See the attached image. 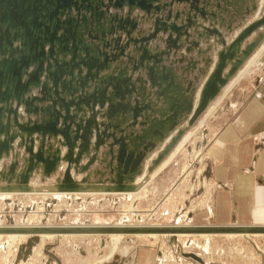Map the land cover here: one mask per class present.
I'll return each mask as SVG.
<instances>
[{
    "label": "water",
    "instance_id": "water-1",
    "mask_svg": "<svg viewBox=\"0 0 264 264\" xmlns=\"http://www.w3.org/2000/svg\"><path fill=\"white\" fill-rule=\"evenodd\" d=\"M191 1L199 2L198 0H0V161L12 155L15 158L8 171L0 170V182L7 183L4 186L0 185V193L34 191L29 185V180L36 169L41 171L43 180L56 172L62 160L61 151L50 144L48 146L53 152L45 156L48 140H54L68 147L69 152L64 162L69 164H78L82 156L90 155L92 150L98 153L104 139L98 135L95 146L91 144L94 130L100 131V127L95 123V115L100 113L97 107L101 109L107 107L105 116L109 121L113 120V123L119 118L118 116L126 117L130 113L134 121H137L141 112L148 109L152 110V114L157 112L161 119L152 121L149 130L140 135L141 141L134 144L130 156L127 158L125 155L122 156L120 150V155L116 156L117 164L112 167L115 172L111 180L112 185L83 186L73 180L68 171L65 180L51 191L71 194L86 192L120 194L135 191L137 188L135 182L143 173L142 164L147 153L165 139L172 137L186 118L189 119V125L193 124L264 42V31L258 32L253 42L242 48L244 42L254 32L264 28L263 14L261 19L254 21L238 34L229 46L221 40L223 49L217 53V60L210 72L208 68L213 60L211 58L206 60V68L202 75L207 77L200 88L199 97L196 88L191 95L184 96L183 87L179 83L170 87L172 73L168 67L162 65V58L153 57V65L150 62L145 63L152 57L149 54V43L158 39L160 34L168 35L166 43L170 52L172 49L178 51L180 47L177 43L182 40V36H190L189 29L193 25L190 19L193 17V11L207 14L206 11L201 10V6L192 5ZM216 2L218 8L231 7L237 12L236 15L243 19L245 13L249 15L250 11L254 12L258 6L260 7L261 0H205L204 4L207 6ZM186 3L190 4L189 7L183 6L173 14L175 4L179 6ZM246 6L247 10L244 11ZM140 13L143 15L141 16ZM182 17L184 19L179 26L178 20ZM148 24L151 25L149 30L143 31L142 26ZM130 45H133L134 52L139 54L141 63L139 67L146 72L151 88L158 89L154 93L159 100L163 94V103L167 105L164 109L156 110L153 104L149 103V106H137L140 108V113L133 110L136 107L131 105V101L136 97L134 87L137 86L122 63L113 64L121 61V55H124V51ZM229 66L228 73L224 74V70ZM139 81L143 84L147 83L146 80L139 79ZM165 84L167 87L164 86ZM35 91L38 94L34 93ZM140 91L137 95L143 94V91ZM150 95H146L149 102ZM136 102L140 104L137 99ZM21 108L28 116L25 122L21 121L24 116L20 114ZM86 112L89 113L90 118L86 120L85 125L84 118L81 119L79 115L83 114L85 117ZM183 133L184 130H178L176 136L171 138L170 145L153 161V166L148 168V172H152L159 165ZM35 137L40 142L37 153L34 152ZM16 142L19 148H24L30 155L20 173L16 172L18 166V154L14 147ZM76 149L79 150L76 154L77 158L74 156ZM136 152L137 158L134 159ZM96 157H91L92 161H95ZM183 231L198 234L264 235V226L216 225L180 229L8 227L1 228L0 234L24 233L36 236L71 232L109 235L121 232L166 234ZM38 242L37 237L27 244L26 250V247H22L23 251L27 255L30 254L31 248Z\"/></svg>",
    "mask_w": 264,
    "mask_h": 264
},
{
    "label": "rangeland",
    "instance_id": "rangeland-1",
    "mask_svg": "<svg viewBox=\"0 0 264 264\" xmlns=\"http://www.w3.org/2000/svg\"><path fill=\"white\" fill-rule=\"evenodd\" d=\"M198 1H191V3L194 6L196 4L201 6V10L206 11L207 14L193 11V17L190 19L193 21V25L189 29L190 36H182V40L177 43L180 49L178 51L172 49L170 52L166 43L168 35L160 34L158 39L149 43V54L152 57L145 63L150 62L153 65V57L162 58V65L168 67L172 73L170 87L175 86V83H179L183 87V95L186 97L191 95L194 88L199 90L204 84L207 76L202 75V72L206 68L208 58L213 60L210 63L208 72L214 68L217 53L223 49V45L220 43L221 40L229 46L238 34L254 21L261 19L264 14L263 0L260 2L262 6H258L254 12L250 11L249 15L245 13L243 19L238 17L237 12L231 7L226 6L221 9L218 8V2L205 6V0ZM189 5L187 3L179 6L175 4L172 12L174 14L178 9H182L183 6L189 7ZM247 6L244 11L247 10ZM226 8L227 10H225ZM140 15L143 14L140 13ZM184 17L178 20L179 26ZM142 27L143 31H148L151 25H143ZM263 31L264 28H260L257 32H254L244 42L242 48L252 43L258 32ZM262 44L260 47L264 46ZM256 52L254 56L257 54ZM262 58L264 59V54ZM120 59L121 61L113 64L122 63L128 70L131 80L137 86L134 87L136 97H133L131 101V105L136 107L133 110L140 113V108L137 106H149V103H152L156 110L167 107L163 103V94L159 100L154 93L158 89L151 88V82L146 72L139 67L141 64L139 54L134 52L133 45L126 48ZM251 59L244 64L234 80L241 74V71H244ZM229 69L230 66L224 70V74L228 73ZM263 76L264 63L262 66L256 67L250 76H245L246 78L244 77L245 79L233 89L229 96H225L226 99L219 104L220 106L216 107L217 109L210 115L211 117L206 118L211 111L210 109L216 106L218 98L225 92L224 90L229 84L222 89L217 98L193 124L189 125V119L186 118L178 126L177 131L172 134L176 136L178 130H184L181 138L163 159L164 161L162 160L163 162L159 163L160 166L149 173L147 172L148 167L153 166V160L158 158L159 154L170 145L171 141L168 145H165V139L155 146L150 153H147L142 164L144 175L142 173V177H140L141 175L138 176L135 182L136 191L126 194L120 193V195L88 193L92 196H84L83 194L75 197L78 200L68 201L59 197L60 195L56 192L51 191L56 189L61 181L65 180L68 171L71 178L83 186L112 185L111 180H113L115 173L112 167L117 164L116 156L120 155V150L122 156L125 155L126 158L130 156L135 147L134 144L141 141L140 135L149 130L152 121L161 119L157 112L152 114V110L148 109L141 112L140 116L137 117V121H134L130 113L126 117L124 115L118 116L119 118L117 117L118 119L113 123V120L109 121L105 116L107 107L104 109L97 107L100 113L95 115V123L100 127V131L94 130L91 144L95 146L98 142V135H100L104 139L100 151L96 153L92 150L90 155L84 154L78 164H69L64 162V158L69 152L68 147L60 145L54 140H48L44 155L52 154L53 151L48 146L52 144L54 148H59L61 151V164L51 177H45L44 180L41 171L38 169L34 171L29 180V185L35 193L29 195L15 193L23 195V197L15 198V201L7 197L5 201H0V226L16 224L24 226L87 225L112 227L123 223L136 226L161 225L172 227L187 223L190 225H204L202 223L217 225L211 210L209 211L205 206V203L208 205L211 197L210 185L214 186L207 156L209 142L218 130L233 117L231 105L233 101H236V97L233 99L232 94L236 90L251 87L253 81L258 82ZM139 79L146 80L147 83L143 84ZM232 80L233 78L230 82ZM164 86L167 87L166 84ZM140 90L143 91V94L137 95ZM34 93L38 94L36 91ZM147 94H151L150 102L146 99ZM260 96L259 93L255 94L256 98L259 97L258 99H260ZM136 99L139 100V105ZM146 112L149 114H146ZM20 114L24 115L22 122L28 120L23 108L20 109ZM79 116L81 119L84 118L83 122L86 125V120L90 118L89 113L86 112L85 117L83 114ZM32 119H35V117H32ZM78 121L80 122V119ZM187 135L190 138L180 152L165 169L158 171L161 170L162 164L164 166L168 162L179 145L181 146ZM18 142H20V139H18ZM18 142L14 144V147L16 148V154H18L16 172L20 173L30 155L24 148L17 146ZM78 144L80 145L81 142L79 141ZM39 145L40 142L35 137V153L38 152ZM161 148L162 150L158 154ZM141 150H143V147H141ZM78 151L76 149L75 158H77ZM137 152L134 154V159L137 158ZM93 156H97L95 161L91 159ZM14 160L15 158L12 155L10 158L0 161V170L5 169L8 171ZM155 172L159 174L156 175ZM154 175L156 176L154 177ZM35 181L36 186L33 185ZM6 184V182H0L1 186ZM24 196L27 197L24 198ZM123 236L118 250L109 259L107 257L112 248L109 236L76 235L75 237L55 236L45 240L41 239V242L39 241L31 248V253L28 255L25 251L19 254V249L21 245L24 246L25 244V250L28 248L26 242L29 238L21 243H12L8 237H3L0 240V264H261L264 259V236L262 235H245L235 238L213 236L214 238L206 239L179 235L180 237H177L176 241H174L175 238L167 236H158L157 238L152 236L139 238L132 235Z\"/></svg>",
    "mask_w": 264,
    "mask_h": 264
},
{
    "label": "crops",
    "instance_id": "crops-1",
    "mask_svg": "<svg viewBox=\"0 0 264 264\" xmlns=\"http://www.w3.org/2000/svg\"><path fill=\"white\" fill-rule=\"evenodd\" d=\"M263 63L264 59L260 66ZM252 83L251 87L232 94L233 99L236 97L231 105L233 117L218 130L207 149L214 184L210 185L207 209L211 210L218 226H264V76ZM257 93L261 94L260 99L255 97ZM33 185H37L36 181ZM79 195L59 197L72 201L78 200L75 197ZM7 197L15 201L23 195L0 193V201Z\"/></svg>",
    "mask_w": 264,
    "mask_h": 264
},
{
    "label": "bare ground",
    "instance_id": "bare-ground-1",
    "mask_svg": "<svg viewBox=\"0 0 264 264\" xmlns=\"http://www.w3.org/2000/svg\"><path fill=\"white\" fill-rule=\"evenodd\" d=\"M260 6H262V5H260ZM263 54H264V46L262 47V49L259 52H257V54L255 56L253 55L254 57L252 56L253 58L251 57L252 59L250 58L251 59L250 60V63L249 64L247 63L248 65H246V68L244 69V71H241V74L235 80H234V78L237 75L233 78L234 81L232 80L229 83V85L225 89V92H224L223 97L222 98L220 97L218 99L217 103L215 102L216 103L215 104L216 106L213 109H210L211 111L209 112V114L207 113L208 116L206 118H208L214 112V110L217 109L216 107L224 100L225 96H227V94H229L231 92V90L237 85V83H239L241 81L242 78H244L245 76H248L249 74H251L253 72L254 68L255 67H258L261 64V62L263 61V58H262L263 57ZM199 95H200V89L198 90V97H199ZM198 97H197V100H198ZM260 98H261V96H260ZM172 137H173V135H172ZM172 137L166 139V141L164 142V144L165 145H168V143L171 141V138ZM189 138H190V136L188 137V135H187V137L181 143V146L178 144L179 145L178 149H176V151L171 155V158L168 160V162H166L164 164V166L161 163L162 164V168L160 167L161 170H158V171H162V169H165V167H167V165L174 159V157L178 154V152H180V150L184 147V145L187 143V141L189 140ZM162 148L160 149V151L158 152V154L161 152ZM158 154H157V156H158ZM158 166H160V164ZM145 170H146V168H145ZM147 172H148V170H147ZM155 174H156V172H155ZM157 174H159V173H157ZM143 175H144V172H143ZM143 175H141L140 177H142ZM156 175H154V177ZM139 181H140V179H139ZM136 189H135V191H136ZM12 193L14 194V192H11V193L6 192V194H12ZM30 193H35V191L22 192V193H18V194H28L29 195ZM56 193L59 194V195H76V194H71V193H59V192H56ZM90 193H94V192H90ZM128 193H131V192H128ZM84 194H88V193L86 192ZM96 194H99V193H96ZM124 194H126V193H124ZM116 195H120V194H116ZM205 206H207V203H205ZM34 226H24V225H16V224H14V225H8V226H0V229L1 228H8V227H10V228H42V227H45V228H58V227H60V228H84V227H102V228H106V227H111V226H87V225H77V226H40V225H37L35 227ZM209 226L210 225H208V226H204V225H190L189 223H187L185 225H182V226H176V227L175 226H173V227L172 226H161V225H148V226L138 225V226H136V225H133V224L127 225V224H124L123 223V224H119L118 226H112V227H115V228H139V227L146 228V227H151V228H170V229L178 228V229H180V228H204V227H209ZM76 235H92V234H86V233H71V232L70 233H63V234H53V233H49V234H38L36 236L35 235H28V234H24V233L23 234L22 233H16V234H9V235H2V234H0V240L3 237H8V239L12 243H21L26 238L27 239L29 238V240L26 242L28 244L31 241H33L34 239H36L37 237L39 238V241L41 242V239L42 240L43 239L45 240L47 238H53L55 236H65V237L66 236H74L75 237ZM123 235H132V236H137L138 238L139 237H143V236H152L154 238H157L158 236H167L169 238H172V237H173V239L175 238L174 241H176V238L177 237H180L181 235H184L185 237L186 236L187 237L194 236V237H200V238H205L206 239V238H211L213 236H225L227 238H235V237L245 236V235L248 236V235H251V234H225V235H220V234H205V233L198 234V233L183 231V232H176V233H170V232H168L166 234H158V233H149V234H141V233L140 234L139 233H135V234H125V233L121 232V233L109 234V235H98V236H109L110 237V241H111V244H112V248H111V252H110L109 256L107 257V259L111 258L114 255V253L118 250L119 244H120L121 240L124 237ZM253 235H256V236L257 235H259V236L262 235V236H264L263 234H253ZM41 237H43V238H41ZM22 247H26V244L24 246H22V245L20 246L19 254H21L20 252H23V250H24Z\"/></svg>",
    "mask_w": 264,
    "mask_h": 264
}]
</instances>
